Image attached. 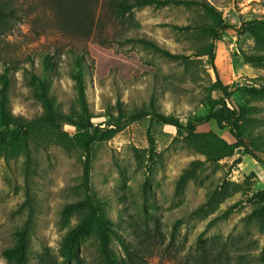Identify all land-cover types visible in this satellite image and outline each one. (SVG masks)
I'll return each mask as SVG.
<instances>
[{
    "label": "rangeland",
    "instance_id": "1",
    "mask_svg": "<svg viewBox=\"0 0 264 264\" xmlns=\"http://www.w3.org/2000/svg\"><path fill=\"white\" fill-rule=\"evenodd\" d=\"M3 1L14 13L0 19V74L9 70V109L36 122L27 148L22 133L11 128L3 139L0 127V264H8L2 252L25 227L28 264L102 262L92 232L81 240L77 260L66 263L62 255L65 234L84 215L63 218L62 211L85 198L87 158L77 147L76 126L63 124L57 131L39 121L44 109L25 78L26 71L46 76L58 109L70 114L78 109L72 50L85 58L94 126L112 130L120 110L149 109L154 100L158 112L185 127L193 122L196 132H213L237 144L230 127L206 119L210 101L229 108L232 101L243 108L242 135L264 160V98L256 93L264 87V64H246L241 56L242 51L264 54V47L240 29L264 31V0H206L236 30H218L213 16L198 5L146 6L120 15L116 4L132 0H97L90 29L76 30L62 21L54 0ZM152 44L187 60L170 59ZM210 48L214 63L210 56H198ZM46 56L54 62L48 73ZM219 81L228 87L230 101ZM91 154L90 192L115 225L118 236L111 245L120 264H264V218L255 216L264 209V194L258 195L264 192V168L243 147L204 163L180 194V175L206 157L176 128L151 116L97 141Z\"/></svg>",
    "mask_w": 264,
    "mask_h": 264
},
{
    "label": "trees",
    "instance_id": "2",
    "mask_svg": "<svg viewBox=\"0 0 264 264\" xmlns=\"http://www.w3.org/2000/svg\"><path fill=\"white\" fill-rule=\"evenodd\" d=\"M58 7V15L62 18V21H68L74 29H90L93 22V5L97 0H54ZM6 3L0 0V19L5 17L10 18L13 16V10L6 8ZM168 5L175 6H191L198 5L206 12L213 16V22L217 25V29H235L236 27L224 24L221 14L216 8L208 1L204 0L198 2L196 0H132L130 3L126 1H119L116 7L119 10V14L131 12L134 8L154 6L155 8H161ZM264 23V22H262ZM202 28L208 29V24ZM241 31L249 33L255 41L264 47V31H258L252 27L241 26ZM148 43V42H147ZM157 51L161 52L166 57L173 60H187L185 55L172 54L167 50L160 48L159 46L152 44ZM213 47V46H212ZM74 59V69L71 72V78L75 83L77 100L76 105L78 109L73 108L70 114H66L58 109L55 98L51 95V82L44 77H38L30 71L25 72V78L32 88L34 96L37 97L43 106V115L39 118V121L44 126L53 129L60 130L63 124H70L78 128L79 136L77 140V147L83 153L86 154V162L84 164L83 185L85 186V198L78 202L70 203L65 206L62 211V217L66 218L73 213L83 212L84 215L81 220L70 230L67 231L63 240L61 252L66 263L78 259V251L80 248L81 240L87 237L91 232L95 235L99 244V251L102 257L101 264H120L119 259L114 255L112 250V237L118 236L113 227L114 223L108 217L105 208L101 205L100 201L95 199L91 194L90 186V167H91V149L93 145L100 140H109L111 137L124 129L129 122L140 121L146 117L151 116L152 119L171 125L177 129V132L184 137L187 145L192 148L196 153L204 155L205 161L195 160L191 162L189 167L183 171L180 175L177 185L176 193H182L189 182L197 178L199 169L207 162H218L226 157H231L234 151L238 147H243L247 154L257 160L264 168V160L261 159L253 150L250 142L244 137L239 128V122L245 120L243 115V108L230 101L231 94L228 92V87L222 86L219 81L221 91L225 99L229 100L231 107L228 104L218 101H210V112L206 116V119H213L217 122L220 128L230 127L235 134L237 144H229L224 139L219 137L213 132L198 133L195 131V125L190 122L185 127L178 118L172 115H165L157 111L154 100L149 109H142L135 113L126 114L122 110L119 111V118L116 122L114 129H102L98 126H94L91 119L92 115L87 98V81H86V62L83 55L78 52L71 51ZM210 56L212 63H214L213 49H206L198 52V56ZM243 61L246 64H264V54H248L244 51L241 52ZM43 66L45 72H49L53 69L54 62L51 56H46L43 59ZM11 78L9 77V70H5L0 74V127L5 130L1 136L6 137V132H9L12 128V133L19 135L23 134V144L28 147V137L30 135V127L34 125L36 121L27 120L22 116H14L9 109V88ZM256 93L264 98V87L256 90ZM200 120L199 122H201ZM150 152L154 153L155 141L150 136ZM28 160H30V156ZM145 197L148 195V189L145 187ZM264 194V192H259ZM264 212V209L262 210ZM262 212L255 213V216L264 218ZM16 243L11 247L3 250L2 255L7 260L8 264H28V250L30 244L29 229L25 227L16 232ZM127 249V248H126ZM128 252V251H127Z\"/></svg>",
    "mask_w": 264,
    "mask_h": 264
}]
</instances>
